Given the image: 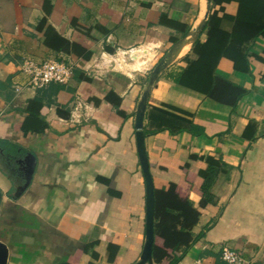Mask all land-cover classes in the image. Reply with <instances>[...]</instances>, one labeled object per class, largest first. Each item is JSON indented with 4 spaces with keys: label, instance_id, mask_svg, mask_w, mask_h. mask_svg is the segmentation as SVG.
Masks as SVG:
<instances>
[{
    "label": "crops",
    "instance_id": "crops-1",
    "mask_svg": "<svg viewBox=\"0 0 264 264\" xmlns=\"http://www.w3.org/2000/svg\"><path fill=\"white\" fill-rule=\"evenodd\" d=\"M169 55L144 117L154 185L177 183L191 155L219 166L216 203L200 208L191 196L200 211L193 242L169 262L226 264L231 249L264 264V0H211L209 12L207 0H0L7 264L140 260L147 191L135 117L151 72ZM94 58L105 61L95 76L76 70L69 84L43 89L21 69ZM217 79L245 95L230 105L235 96L218 86L222 100L212 99ZM31 158L32 182L17 195Z\"/></svg>",
    "mask_w": 264,
    "mask_h": 264
},
{
    "label": "trees",
    "instance_id": "trees-1",
    "mask_svg": "<svg viewBox=\"0 0 264 264\" xmlns=\"http://www.w3.org/2000/svg\"><path fill=\"white\" fill-rule=\"evenodd\" d=\"M41 23L39 30L43 29ZM68 45L71 43L66 41ZM68 50V49H66ZM115 54V50H108ZM82 77V76H81ZM89 80V78H84ZM218 86H226L231 90L235 101L245 95V90L235 87L224 80L217 79L214 90L209 97L221 101L217 95ZM110 93L107 99L111 98ZM153 162L150 160L149 165ZM182 175L177 183H168L164 186L154 185L155 191V242L153 259L157 264H171L169 261L176 258L178 251L183 247H189L193 242L192 229L198 224L200 211L191 199L193 194L200 197V208L216 203L211 188L219 174V166L216 162L203 160L191 155L185 160L181 168Z\"/></svg>",
    "mask_w": 264,
    "mask_h": 264
},
{
    "label": "water",
    "instance_id": "water-1",
    "mask_svg": "<svg viewBox=\"0 0 264 264\" xmlns=\"http://www.w3.org/2000/svg\"><path fill=\"white\" fill-rule=\"evenodd\" d=\"M208 2V12L210 11L211 0ZM208 14L206 15V18ZM201 30V28H200ZM179 49L175 51L174 55H177ZM172 56H166L163 58L159 64L154 68L150 74L149 88L143 93L140 103L136 111L135 117V128L136 139H137V149L140 159L141 168L144 174L146 182L147 200H146V242L144 246L143 253L140 260L135 264H154L153 263V248L155 242V191L154 182L150 172L149 158L146 152L145 146V135L143 132L144 117L147 108L148 97L150 94V88L153 87L155 81L158 79L161 72L170 64ZM35 159L31 158L28 161V169L26 172V182L22 188H20L17 195L23 193L31 184L32 178L35 172ZM8 250L7 247L0 242V264H7Z\"/></svg>",
    "mask_w": 264,
    "mask_h": 264
},
{
    "label": "built area",
    "instance_id": "built-area-1",
    "mask_svg": "<svg viewBox=\"0 0 264 264\" xmlns=\"http://www.w3.org/2000/svg\"><path fill=\"white\" fill-rule=\"evenodd\" d=\"M104 63L105 61L103 58H94L90 62H83L81 64L64 60H50L41 64L32 61H25L21 69L29 76L33 88L43 89L52 83L62 85L69 84L73 79L76 70H81L85 75L93 77L101 69ZM76 111L77 108H75L73 112V119H75ZM222 260L226 264H249L242 258L241 254L231 249L223 251Z\"/></svg>",
    "mask_w": 264,
    "mask_h": 264
},
{
    "label": "rangeland",
    "instance_id": "rangeland-1",
    "mask_svg": "<svg viewBox=\"0 0 264 264\" xmlns=\"http://www.w3.org/2000/svg\"><path fill=\"white\" fill-rule=\"evenodd\" d=\"M124 57H125V58H129L128 55H125ZM116 58H117V57H115V60H116ZM149 58L151 59V56H150ZM143 60H145V59H143ZM113 64H114V66H115V62H114ZM123 65H124V63L122 64V68H125V66H123ZM115 67H116V66H115Z\"/></svg>",
    "mask_w": 264,
    "mask_h": 264
}]
</instances>
